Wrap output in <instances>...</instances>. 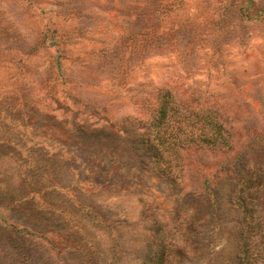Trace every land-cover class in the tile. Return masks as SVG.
I'll return each mask as SVG.
<instances>
[{
  "label": "rangeland",
  "instance_id": "rangeland-1",
  "mask_svg": "<svg viewBox=\"0 0 264 264\" xmlns=\"http://www.w3.org/2000/svg\"><path fill=\"white\" fill-rule=\"evenodd\" d=\"M166 92L232 133L176 183L138 129ZM247 179L264 202V0H0V264H144L186 217L175 264H238Z\"/></svg>",
  "mask_w": 264,
  "mask_h": 264
},
{
  "label": "trees",
  "instance_id": "trees-1",
  "mask_svg": "<svg viewBox=\"0 0 264 264\" xmlns=\"http://www.w3.org/2000/svg\"><path fill=\"white\" fill-rule=\"evenodd\" d=\"M138 129L144 149L153 157L154 172L174 183L179 179L174 169L180 166L183 150L193 147L231 150L233 147L231 131L216 114L193 110L172 98L170 92L163 95L155 117L148 122L138 123ZM238 187L234 202L242 209L246 222L239 242L238 264H264L261 186L247 179ZM178 221V225L169 228L166 235L158 240L144 264H175V253L186 252L188 241L185 240V244L180 246L178 237L181 233L188 237L196 221L190 217L179 218Z\"/></svg>",
  "mask_w": 264,
  "mask_h": 264
}]
</instances>
